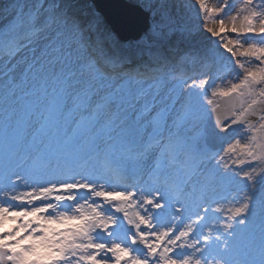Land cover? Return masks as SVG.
<instances>
[{"label":"snow or ice","instance_id":"1","mask_svg":"<svg viewBox=\"0 0 264 264\" xmlns=\"http://www.w3.org/2000/svg\"><path fill=\"white\" fill-rule=\"evenodd\" d=\"M137 6L135 45L91 5L0 8V264H224L206 253L248 224L233 181L264 182V0H187L182 21L170 0ZM177 28L206 41L194 73L153 48ZM203 113L194 152L181 132Z\"/></svg>","mask_w":264,"mask_h":264},{"label":"rangeland","instance_id":"2","mask_svg":"<svg viewBox=\"0 0 264 264\" xmlns=\"http://www.w3.org/2000/svg\"><path fill=\"white\" fill-rule=\"evenodd\" d=\"M65 1L67 2L68 0H64V2ZM125 1H127L128 4L135 5V6H137L139 4V3L134 4L135 0H125ZM137 2H140V0ZM170 2H173V0H170ZM237 2H238V0H237ZM4 22H5V19L3 17H0V27L3 25ZM7 103L10 104V103H12V101L9 100V101H7ZM5 104H6V101H5V98L3 97V89H2V87H0V108L5 107ZM204 114L205 113H203L202 120L204 119V116H205ZM197 126H199L201 128L202 123L200 120H194L191 124H189L185 129L182 130L181 135L185 139L188 138L189 136H191L192 134L194 135L195 134L194 132L196 131ZM5 151H6L5 139H4L3 133L0 132V152H3L2 154H4ZM228 162L231 163V160H229ZM238 182L239 181H234V184H238ZM245 191L249 192V194L252 196V211H251V215L248 217V221H249L248 224L252 221H255V220H260L262 223V226L260 225L258 228L259 232H257V234H256L257 235L256 240H254L252 243L251 248H253L256 245H258L261 241L264 242V182L257 183L255 191H251L248 187L246 189L245 188L243 189V192H245ZM236 199L239 200L240 196L239 195L236 196ZM245 229H247V225L242 227V228H237L235 230L234 235L230 239H228V241H230L232 239V242H233L232 247L234 248V249L230 250L228 255H232L234 253L235 249H237L236 244H238V242L240 241L241 236L243 234H245V232H246ZM215 248H216L215 244L212 245L209 248L207 256L212 258L213 256L211 255V253L214 254ZM218 253H219V251H218ZM218 258H219V260H224V257L221 255H218ZM252 261L255 262L256 260L251 259V260H249L248 263L252 264Z\"/></svg>","mask_w":264,"mask_h":264},{"label":"water","instance_id":"3","mask_svg":"<svg viewBox=\"0 0 264 264\" xmlns=\"http://www.w3.org/2000/svg\"><path fill=\"white\" fill-rule=\"evenodd\" d=\"M107 23L126 40H137L143 35L148 25V18L140 11L138 6L128 4L123 0H93ZM227 102V101H225ZM224 106H229L230 102ZM211 120H206L207 127L211 128Z\"/></svg>","mask_w":264,"mask_h":264},{"label":"trees","instance_id":"4","mask_svg":"<svg viewBox=\"0 0 264 264\" xmlns=\"http://www.w3.org/2000/svg\"><path fill=\"white\" fill-rule=\"evenodd\" d=\"M1 1L2 0H0V2ZM10 1H12V0H7V2H10ZM33 1H35V0H27L26 5L27 4L31 5V3ZM68 1L74 2L77 0H68ZM137 1H139V0H135L134 4L139 3ZM186 2H187V0H173V2H170L171 4L176 5V7L174 8V15L176 16L178 21H182L185 18V13L179 7V5H181L182 3H186ZM89 5H90L89 3H84L83 5H80V6L83 8H86ZM0 8H2V7H0ZM0 14H2V13H0ZM178 29L179 28L174 29L173 32L169 33V35L167 37L159 38L158 40H156L153 43V48L158 54H160V52H164V45H165V43L167 44L171 38L176 40L174 46L181 45L182 47H184V46H186L187 42H197V43H202V44L206 43V41H204L202 38L192 39V38L186 37L185 35H181L182 37H179V35H178L179 30ZM129 43L132 45H135V42H133V41H130Z\"/></svg>","mask_w":264,"mask_h":264},{"label":"bare ground","instance_id":"5","mask_svg":"<svg viewBox=\"0 0 264 264\" xmlns=\"http://www.w3.org/2000/svg\"><path fill=\"white\" fill-rule=\"evenodd\" d=\"M211 125V124H210Z\"/></svg>","mask_w":264,"mask_h":264}]
</instances>
